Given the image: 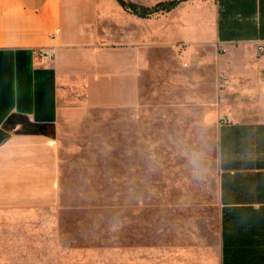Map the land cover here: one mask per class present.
Returning <instances> with one entry per match:
<instances>
[{"label": "rangeland", "instance_id": "rangeland-1", "mask_svg": "<svg viewBox=\"0 0 264 264\" xmlns=\"http://www.w3.org/2000/svg\"><path fill=\"white\" fill-rule=\"evenodd\" d=\"M214 2L127 12L132 40L151 48L139 104L64 124L58 204L0 218V264H218L220 126L243 103L256 119L258 100L239 93L211 35L192 38Z\"/></svg>", "mask_w": 264, "mask_h": 264}, {"label": "crops", "instance_id": "crops-1", "mask_svg": "<svg viewBox=\"0 0 264 264\" xmlns=\"http://www.w3.org/2000/svg\"><path fill=\"white\" fill-rule=\"evenodd\" d=\"M201 9L214 12L213 22L204 16L192 38L206 45L211 35L233 64L239 93L258 100L256 119H246L253 112L243 103L220 126L218 264H264V0H215ZM128 13L117 0H0V218L58 204L68 120L139 104L151 48L132 40ZM191 18L181 24L191 27ZM14 115L53 125L55 135L5 127Z\"/></svg>", "mask_w": 264, "mask_h": 264}, {"label": "trees", "instance_id": "trees-1", "mask_svg": "<svg viewBox=\"0 0 264 264\" xmlns=\"http://www.w3.org/2000/svg\"><path fill=\"white\" fill-rule=\"evenodd\" d=\"M118 3L129 13L139 18H150L153 15L160 13H169L176 9L182 3L189 0H166L158 2L154 6H146L132 2L129 0H117ZM17 124H21L19 132L22 134H43L48 136H54L55 130L53 125H40L30 122L27 118L21 115L12 116L5 124V127H10L14 130ZM38 129V130H37ZM37 131V132H36Z\"/></svg>", "mask_w": 264, "mask_h": 264}, {"label": "built area", "instance_id": "built-area-1", "mask_svg": "<svg viewBox=\"0 0 264 264\" xmlns=\"http://www.w3.org/2000/svg\"><path fill=\"white\" fill-rule=\"evenodd\" d=\"M258 49H259V51L264 53V44L263 45H259ZM38 54L41 57H43V56H47V57L51 56V57H53V53H50L48 51L41 50V51H38Z\"/></svg>", "mask_w": 264, "mask_h": 264}, {"label": "water", "instance_id": "water-1", "mask_svg": "<svg viewBox=\"0 0 264 264\" xmlns=\"http://www.w3.org/2000/svg\"><path fill=\"white\" fill-rule=\"evenodd\" d=\"M38 130V129H37ZM37 132V131H36Z\"/></svg>", "mask_w": 264, "mask_h": 264}]
</instances>
